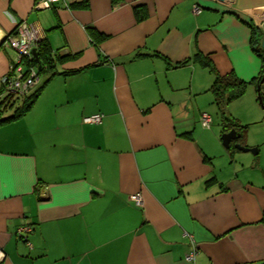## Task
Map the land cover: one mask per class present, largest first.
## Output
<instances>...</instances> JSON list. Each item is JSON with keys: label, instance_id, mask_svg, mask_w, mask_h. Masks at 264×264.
<instances>
[{"label": "crops", "instance_id": "crops-1", "mask_svg": "<svg viewBox=\"0 0 264 264\" xmlns=\"http://www.w3.org/2000/svg\"><path fill=\"white\" fill-rule=\"evenodd\" d=\"M34 3L0 0V79L20 21L41 30L53 65L29 110L0 125V264H264L262 62L250 42L264 0ZM195 53L250 82L245 92L218 105ZM222 109L245 126L229 147ZM91 114L101 122H83ZM26 223L31 248L16 235Z\"/></svg>", "mask_w": 264, "mask_h": 264}, {"label": "built area", "instance_id": "built-area-1", "mask_svg": "<svg viewBox=\"0 0 264 264\" xmlns=\"http://www.w3.org/2000/svg\"><path fill=\"white\" fill-rule=\"evenodd\" d=\"M55 1L57 0H35L34 8H49ZM200 10L198 5H193L194 13H198ZM44 43L41 30L35 25L25 21L18 22L13 31L5 37V44L16 53V61L0 79L3 92L24 96L36 87L40 81L37 56ZM0 95H2V92ZM101 118L102 114H91L85 116L83 122L99 123L101 122ZM200 121L203 127L209 128L211 117L207 112H202ZM129 199L135 201L139 205L142 204V196L139 193L131 194ZM31 231L32 226L27 223L20 225L16 229V235L23 240L29 248H31V242L28 239V235ZM195 252L196 249L193 248L185 255V259L192 260Z\"/></svg>", "mask_w": 264, "mask_h": 264}, {"label": "trees", "instance_id": "trees-1", "mask_svg": "<svg viewBox=\"0 0 264 264\" xmlns=\"http://www.w3.org/2000/svg\"><path fill=\"white\" fill-rule=\"evenodd\" d=\"M84 3L85 2L82 1L78 3V5H83ZM250 26H251V39H250L251 46L253 51L256 53V55L259 56L262 62L261 71L259 75L256 76L254 79H252V82H255L257 86V84L260 83L264 73V46H262L260 42V38H261L260 29L257 26H254L253 24H250ZM38 58L42 62V69H45L47 67L53 68L52 56L51 53L49 52V48L47 47V44L44 43L42 48L39 50ZM193 59L200 62L203 66L208 67L210 71L214 73V79L209 89L214 95L215 102L220 106L229 103L233 99L240 97L245 92L248 83H250L248 81L240 79L233 73H228L224 75L219 74L215 70L211 62L206 60L199 53H195ZM42 87L43 84L36 87L32 92L22 96L14 93L3 92L2 85H0V93L2 92V94L5 95L0 100V125L23 116L32 106L35 98L41 91ZM257 93H258V100L262 105V107L264 108V80L260 83V87L257 90ZM20 97L22 98V103L16 106L15 104L17 101H15L14 99L18 98L17 100H19ZM13 107L15 108L12 110ZM7 108H11L12 111H10L9 114L2 117L3 111H6ZM221 120H222V132L228 131L233 127H238L236 129L238 130L237 132L240 133V137L244 135L245 126L238 125L236 122H234V120L231 117L226 115H222ZM262 220H264V211H263Z\"/></svg>", "mask_w": 264, "mask_h": 264}, {"label": "water", "instance_id": "water-1", "mask_svg": "<svg viewBox=\"0 0 264 264\" xmlns=\"http://www.w3.org/2000/svg\"><path fill=\"white\" fill-rule=\"evenodd\" d=\"M260 29L262 31V33L264 34V21L262 22V24L260 25ZM261 45L264 46V38L261 42ZM35 53V52H34ZM36 55V53H35ZM37 56V55H36ZM37 63H38V69L41 70L42 69V62L41 60L38 58L37 56ZM264 80V73H263V76L261 78V81L260 83ZM260 83L257 84V90L259 89L260 87ZM240 136V133H238L235 128H232L230 129L229 131L227 132H224L221 134V139H222V144L225 146V147H229V144L231 142V140H234L236 138H238ZM235 147L240 149V150H243V151H250L252 153H256L257 152V148H249V147H246V146H243L239 143H235Z\"/></svg>", "mask_w": 264, "mask_h": 264}, {"label": "rangeland", "instance_id": "rangeland-1", "mask_svg": "<svg viewBox=\"0 0 264 264\" xmlns=\"http://www.w3.org/2000/svg\"><path fill=\"white\" fill-rule=\"evenodd\" d=\"M43 75V73L42 72H39V76L41 77ZM3 76V75H2ZM0 85H1V81H0ZM18 98H15L14 100L15 101H17L16 102V106L17 105H19V104H21L22 103V98L20 97L19 98V100H17ZM15 107H13L12 108V110L14 109ZM11 110V108H7L6 109V111H3V115H7L10 111H12ZM264 110V109H263ZM220 115V117H222V115H226V116H228L227 114H225V111H224V109H222V111H221V113L219 114ZM264 123V121L261 123H258V125H256V127H253V128H255L253 131H254V134L256 135V140L257 141H262V139H264V136H261V135H263L262 133H260V130L258 129V128H260L262 125L261 124H263ZM260 126V127H259ZM262 132H264V131H262ZM252 135H253V132H252ZM261 137H263V138H261ZM262 144V147H263V149H264V141L263 142H261ZM261 158H262V160H261V162L263 161L264 162V150H263V152L261 153ZM263 166H264V163L262 164ZM246 171L250 174H248L247 176H256V175H258V176H261V172L257 169H254V170H252V171H250V169L248 168V169H246Z\"/></svg>", "mask_w": 264, "mask_h": 264}]
</instances>
